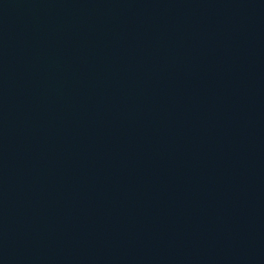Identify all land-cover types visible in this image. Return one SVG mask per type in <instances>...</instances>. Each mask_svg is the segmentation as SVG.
<instances>
[{
	"label": "water",
	"instance_id": "water-1",
	"mask_svg": "<svg viewBox=\"0 0 264 264\" xmlns=\"http://www.w3.org/2000/svg\"><path fill=\"white\" fill-rule=\"evenodd\" d=\"M0 264H264V0H0Z\"/></svg>",
	"mask_w": 264,
	"mask_h": 264
}]
</instances>
